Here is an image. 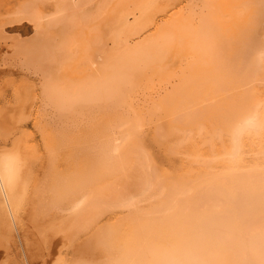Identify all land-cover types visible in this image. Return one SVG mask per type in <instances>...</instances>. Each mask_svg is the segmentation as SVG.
<instances>
[{
    "label": "bare ground",
    "instance_id": "bare-ground-1",
    "mask_svg": "<svg viewBox=\"0 0 264 264\" xmlns=\"http://www.w3.org/2000/svg\"><path fill=\"white\" fill-rule=\"evenodd\" d=\"M178 2L3 3L57 120L37 112L39 149L0 105V264H264V0ZM78 229L106 259L64 257Z\"/></svg>",
    "mask_w": 264,
    "mask_h": 264
},
{
    "label": "rangeland",
    "instance_id": "rangeland-1",
    "mask_svg": "<svg viewBox=\"0 0 264 264\" xmlns=\"http://www.w3.org/2000/svg\"><path fill=\"white\" fill-rule=\"evenodd\" d=\"M17 1L18 0H0V2L2 3L0 6V11H4V8L7 7L6 5H8V4L13 5ZM177 1H181V2H178L176 8L172 9V11H176L180 7H185V9H187L188 0H177ZM3 3H5L4 5L6 6L4 8H3V6H4ZM6 24H8V23H6ZM0 29L2 30L1 26H0ZM4 29L6 30V32H4L5 30L2 33L0 32V99L1 100L3 99V102L0 100V105L2 103L1 106L5 107L4 112L6 111L5 113H6V116L8 117L7 119L10 122H13L14 125H18L21 130L23 129L26 133H29L30 136L33 135L31 137L30 136L28 137L29 141L32 140V138H33V141L35 142V144L38 143V146H39L42 138H41V132L38 131V128L36 127V124H35V122H36L35 120L38 117L37 112L39 113V110L41 109L44 114L46 113L45 114L46 117L50 118V120H52L55 117L54 114L53 115L51 114V113H54V111H53L54 108L50 104H47L45 102L44 98H42L41 96H39V97L37 96V94H40V92L42 91V85H43L42 82H44L42 72L39 70V68L35 69L34 67H29L26 62H21V64H20V59H21L19 56L20 52H18L16 49L17 41L19 40V38L21 36H22V38L23 37L25 38L26 36H28V38H29L32 36V33L34 32L33 26L29 31H23L21 29V27H19V25L15 24V23H14V25H11L9 23L6 27L4 26ZM9 32H11V34H16V33L18 34V32H19V34L17 35V37L16 36H10ZM20 33L23 35H21ZM4 34L6 35V37L4 36ZM30 34H31V36H29ZM7 35H9L10 37L9 36L7 37ZM111 43H112V41H111ZM22 64H26L27 67H24L25 65L23 66ZM19 83L26 86V87H23L20 85V87H21V90H20L19 89ZM27 86H28V88H27ZM22 87L24 88L23 90H22ZM18 89L20 90V92H22L21 95L19 93V95L21 97L20 99H18L19 101H17L15 99L16 98L15 95H17L16 93H18V91H17ZM27 90L30 92V96L28 95L29 92H27ZM152 92L155 93V90H152ZM152 92L150 89V90H147L146 92L137 93V94H139V95H137V99L140 98L139 101L137 100V102H139V104L142 107H143V104H144V107H146L145 106L146 103H148V105H150L149 103L152 99V96H151V99H149V97L151 94H154ZM31 93H32V95H31ZM23 94L28 95V99L30 97L32 100L30 99L31 101L29 100V102H28L26 95H25V97H23ZM143 95L144 96L147 95V99L150 101L148 102L147 99L145 100L146 96L144 97ZM154 95H157V92ZM33 96H34V99H33ZM36 96L38 99L35 98ZM141 98H144V99H142V101L144 100V101H146V103L143 101V104H141L142 103V102H140ZM24 102L27 104H25ZM42 104H44L45 106ZM23 105H24V107H23ZM148 105H147V107H148ZM22 107L23 108L26 107V109L22 110ZM42 111H40V112H42ZM154 114H153V116H154V118H156L158 116V114H157V116ZM36 115H37V117H36ZM54 119H56V118H54ZM167 119L168 118L165 117L160 122L165 121ZM15 121L17 122L16 124H15ZM19 124L22 126V128ZM22 124L25 126H23ZM72 126H74V125H72ZM20 129H18V131ZM33 141H32V143H33ZM36 146H37V144H36ZM41 146H39V149H43V148H41ZM37 156L38 157H36V159L39 160L38 158L40 157V154H38ZM45 156L47 157V155L43 156L44 160L46 161L47 158ZM44 160L42 159L41 161L44 162ZM39 161H36V160L34 161V171H35V173H37L36 174L37 178L39 180H42V179H44V178H42L43 177L42 174L48 170L49 162H48V164L46 162V166H45V165H42V164H45V162L42 163L41 161L40 162ZM38 163L41 164L40 167H39ZM37 167H38V169H37ZM46 167H47V170H45ZM39 168H42L43 170H41ZM45 178L47 179V177H45ZM39 182H41V181H39ZM150 196L151 195L149 193L148 197L150 198ZM147 198L145 200H142V209L145 211L147 210L148 203L151 201L149 198L148 199ZM33 204H34V210H35L37 218H41L43 216V213H49L50 219H53L55 221L62 220L65 215H70V217L75 219L76 221H79L83 218L84 223L87 220L95 221L97 223L101 219L102 220L106 219L105 218L106 215H104L105 213H103V215H102V212H99V211H91L90 213H87L86 216L83 215V213L79 212L78 210L62 211V210L55 209V210L50 211V212H47V211L42 212L43 208H41V200H39L37 198L35 201H33ZM44 205H46V203ZM45 209H46V207H45ZM121 213L131 214L132 211L130 208H124ZM107 215H109V214H107ZM72 231L74 232V236L80 237L81 240L76 239V240H80L79 243L77 242V244H76V240L72 241V240L66 239V241L64 242V243H66V247L63 248V250H64L63 254L65 255V251H66V254H70V255H68L69 257L66 255L65 256L63 255V256L66 257L68 259V261L71 259L72 261L77 262L81 258L80 252H77V253H79L78 254L79 256H77V253H76L77 249H75L77 247H79L78 250L81 251V253L85 252L84 255H86V256L89 255L88 257L93 256V258L97 259V260H104L107 258L105 256L106 255L105 251H102L100 249H98L99 251H94V253H91L92 252L91 249H89V250L83 249V247L85 248L84 242H86V244L90 243L89 240L87 239L88 238L87 235L85 234V232H81V229L72 230ZM81 234L83 235V239H82ZM79 245L81 246V248ZM72 247L74 248L73 251L71 250ZM95 249H93V250H95ZM74 250H76L75 253H73ZM82 250H84V252ZM90 253L93 255H91ZM74 255H76L79 258H73V257H76ZM88 257H85V258H88ZM83 258H84V256H82L81 259H83ZM76 259H78V260H76ZM69 262H71V261H69ZM74 262H72V263H74ZM36 264H39V263H36Z\"/></svg>",
    "mask_w": 264,
    "mask_h": 264
}]
</instances>
